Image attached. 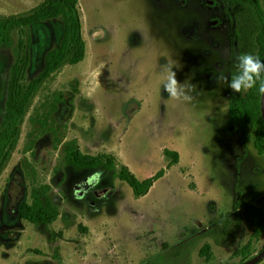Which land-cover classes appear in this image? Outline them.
I'll use <instances>...</instances> for the list:
<instances>
[{
    "label": "rangeland",
    "instance_id": "374dc122",
    "mask_svg": "<svg viewBox=\"0 0 264 264\" xmlns=\"http://www.w3.org/2000/svg\"><path fill=\"white\" fill-rule=\"evenodd\" d=\"M44 1L0 0V17L28 16ZM78 8L82 62L46 78L48 54L60 59L72 44L63 9L14 30L13 47L0 48V132L21 47L30 60L20 89L26 113L0 171V264H241L261 252L264 235L237 217L235 202L238 187L257 192L264 212V156L252 139L246 151L242 136L228 131L235 93L213 79L218 69L234 74L239 54L259 58L249 7L228 0H78ZM165 63L175 65L180 83L195 85L191 102L163 92ZM74 149L109 154L141 180L166 173L136 197L111 171L70 164ZM166 149L179 155L171 168ZM229 160L237 163L238 184L225 176L217 186L213 178ZM37 197L50 223L22 218L23 205Z\"/></svg>",
    "mask_w": 264,
    "mask_h": 264
},
{
    "label": "trees",
    "instance_id": "16d2710c",
    "mask_svg": "<svg viewBox=\"0 0 264 264\" xmlns=\"http://www.w3.org/2000/svg\"><path fill=\"white\" fill-rule=\"evenodd\" d=\"M232 4L244 2L251 10L253 17L257 23L259 34L257 36V44L259 46V59L264 61V7L259 0H228ZM63 9L67 18V33L71 38V47L68 52L60 59H56V55L51 52L47 56L49 65L52 66L47 73L49 77L57 69L67 64H78L85 58L84 43L82 41V22L80 18L78 0H45L41 5L35 8L32 14L28 16H4L0 17V48L13 47L12 32L19 30L23 32L25 28L32 24L54 15L55 10ZM26 48L20 49V53L16 61L11 67V78L9 82L8 93V112L4 121V130L0 132V171L2 172L6 159H8L9 149L6 143L12 138L19 137L21 122L26 113L24 110V102L20 96L22 81L24 80L28 66L30 64L27 52H22ZM27 51V50H26ZM262 96L257 94V89L249 90L246 96L234 94L229 108V132L239 133L244 141V148L247 151V141L252 139L258 153L264 156V120L261 109ZM14 121L13 129L10 130L9 123ZM164 156L169 160V167L179 162L177 152L166 149ZM247 155V152L245 153ZM6 161V162H5ZM5 162V163H4ZM68 162L75 167L83 168H102L113 173L114 178L124 181L130 185L136 197H141L149 192L157 178L165 175L166 170L160 171L155 178L141 180L137 178L127 167L120 169L117 167L116 159L109 154H99L96 156L83 155L77 149L70 151ZM117 165V166H116ZM2 169V170H1ZM239 171V168H238ZM262 196L254 191L241 190L238 187V196L235 202V211L238 218L246 216L252 226L257 228V237L264 235V212L257 206V202ZM248 202L250 205L244 211L242 206ZM46 207L41 203L39 197L35 198L33 205H23L21 208L22 218L31 223H50L52 219L46 211ZM250 258H247L248 260ZM259 264V263H258Z\"/></svg>",
    "mask_w": 264,
    "mask_h": 264
},
{
    "label": "clouds",
    "instance_id": "9594fccd",
    "mask_svg": "<svg viewBox=\"0 0 264 264\" xmlns=\"http://www.w3.org/2000/svg\"><path fill=\"white\" fill-rule=\"evenodd\" d=\"M175 65L165 63L161 66L163 92L173 101L191 102L195 90L192 83H180L176 79ZM213 79L219 85L226 83L235 94L247 93L256 88L257 94L264 97V61L252 53H242L235 57V73L230 77L223 69H218Z\"/></svg>",
    "mask_w": 264,
    "mask_h": 264
},
{
    "label": "crops",
    "instance_id": "0c3cea01",
    "mask_svg": "<svg viewBox=\"0 0 264 264\" xmlns=\"http://www.w3.org/2000/svg\"><path fill=\"white\" fill-rule=\"evenodd\" d=\"M233 133H236V132H233ZM239 134V133H238ZM256 149V148H255ZM254 149V150H255ZM257 151V150H256ZM193 154L195 155V154H199V153H194L193 152ZM235 160V159H234ZM234 160H233V162H234ZM236 164L237 163H231L230 162V160L227 162V168H225L224 166H222V168L220 169V170H222L223 171V174H220V173H218V174H216L215 176H214V178H213V181H214V183L217 185V186H224L223 185V178L225 177V176H227V177H229V178H231L232 180H234V182L232 183V185L233 186H236L237 184H238V174H237V170H236ZM200 166V165H199ZM200 169H202L201 168V166H200ZM206 169V167L204 166L203 167V170H205Z\"/></svg>",
    "mask_w": 264,
    "mask_h": 264
},
{
    "label": "water",
    "instance_id": "95a60500",
    "mask_svg": "<svg viewBox=\"0 0 264 264\" xmlns=\"http://www.w3.org/2000/svg\"><path fill=\"white\" fill-rule=\"evenodd\" d=\"M261 109H262V115H263V120H264V97H262L261 99ZM263 260H264V249L241 264H258L259 262Z\"/></svg>",
    "mask_w": 264,
    "mask_h": 264
}]
</instances>
